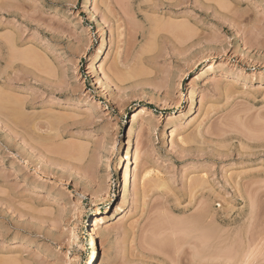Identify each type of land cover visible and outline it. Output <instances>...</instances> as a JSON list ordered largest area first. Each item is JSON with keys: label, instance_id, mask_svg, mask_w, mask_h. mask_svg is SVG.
Returning <instances> with one entry per match:
<instances>
[{"label": "rangeland", "instance_id": "374dc122", "mask_svg": "<svg viewBox=\"0 0 264 264\" xmlns=\"http://www.w3.org/2000/svg\"><path fill=\"white\" fill-rule=\"evenodd\" d=\"M84 3L0 0V264H264V0Z\"/></svg>", "mask_w": 264, "mask_h": 264}, {"label": "bare ground", "instance_id": "6f19581e", "mask_svg": "<svg viewBox=\"0 0 264 264\" xmlns=\"http://www.w3.org/2000/svg\"><path fill=\"white\" fill-rule=\"evenodd\" d=\"M85 1V7L86 8H91V9H93L94 7H93V5H94V1L95 0H84ZM104 2H106V1H104ZM95 6V5H94ZM96 12H95V11ZM93 11L96 13L94 16L95 17H97V16H99L98 15V12L97 11H99V10H96V7L93 9ZM99 14H100V12H99ZM101 15V14H100ZM93 16V17H94ZM94 17V19H96ZM103 18H101V20H102ZM98 21V20H97ZM102 22H103V20H102ZM181 26V25H180ZM179 26V27H180ZM176 27V26H175ZM179 27H177V28H179ZM106 30V29H105ZM104 30V31H105ZM103 33H105V32H103ZM107 36V35H106ZM106 36L105 35H103V38L101 39V42L99 43V45L97 46V48L94 50V52H93V54H92V63H94V72H96V74H100L101 72L100 71H102V69H101V59H102V55H103V53L105 52V48H106V42H107V40H108V38H106ZM5 38H7L8 39V37H5ZM10 40H11V37L9 38ZM14 38H12V40H13ZM8 41V40H7ZM14 41V40H13ZM12 41V42H13ZM10 44H11V41L9 42ZM108 43V42H107ZM15 43L13 42V45H14ZM12 45V44H11ZM16 46V45H15ZM20 52V51H19ZM18 53V52H17ZM22 55V54H21ZM215 67V65L213 64L212 66H210V68L212 69V68H214ZM103 73V72H102ZM100 75H102V74H100ZM104 75V78L105 79H108V75L106 76V73L105 74H103ZM198 76V74L197 73H195V75L193 76V79H192V81L195 79V78H198L197 77ZM103 77V76H102ZM5 98V97H4ZM7 100H8V98H6ZM3 101V100H2ZM4 103L3 104H1L2 106L5 104V105H7L8 103H5V100L3 101ZM8 102V101H7ZM2 103V102H1ZM8 107V106H7ZM196 105H195V102L193 101L191 104H190V107L187 109L188 110V113L189 114H194L195 113V111H196ZM22 110V109H21ZM19 111V113L20 114H22L21 112L23 111ZM28 113V111L25 113V112H23V114H25L24 116L25 117H23V115H22V117L24 118V120H26L25 118L29 115V113ZM26 114H27V116H26ZM28 120H29V117L27 118ZM27 121V120H26ZM27 122H25V124H26ZM27 126V125H26ZM29 126V125H28ZM27 126V127H28ZM26 128V127H25ZM30 128H28L27 130H29ZM54 129V128H53ZM168 131V130H167ZM166 130L164 131V137H165V139H166V137H167V135H168V132H167ZM28 132V131H27ZM31 132V131H30ZM133 132V131H132ZM54 135H57V133L56 134H54ZM40 136V135H39ZM55 137H57V136H55ZM41 138V136L38 138V139H40ZM42 140V139H41ZM131 143L132 142H130V145L128 146V148H127V150H126V152H125V154L123 155V159H122V161H123V166H125V170H124V175H123V182H122V184H121V186H122V190H123V193H124V195H127V194H129L130 192H131V187H132V181H133V179H135V177L137 176V173H138V165H137V163H136V161H135V159L133 160V158H134V155H133V147H132V145H131ZM134 145V144H133ZM124 169V168H123ZM101 211H100V209H96V213H95V215L92 217V219H91V221H92V228L90 229V234L91 235H94L95 233H96V227L99 225V223L101 222V217H100V215H101ZM201 216V215H200ZM205 216L203 215V217H202V220H203V218H204ZM198 219H200L199 217H197V221H199ZM195 221V219L193 220V222ZM204 221V220H203ZM192 222V223H193ZM202 221L200 220V223H201ZM182 223H184V222H182ZM181 223V224H182ZM195 223L196 222H194V224L193 225H195ZM203 223V222H202ZM180 224V223H179ZM178 224V225H179ZM197 224L199 225V222H197ZM187 225V224H186ZM179 226H181V225H179ZM183 226V225H182ZM201 226V225H200ZM204 226V225H203ZM202 226V227H203ZM184 227V226H183ZM188 227V226H187ZM192 227V226H191ZM198 226H195V229L197 230V229H199V228H197ZM201 227V228H202ZM193 228H194V226H193ZM200 228V229H201ZM204 228V230H205V226L203 227ZM202 228V229H203ZM212 227H210L209 229V231H208V233L211 231L212 233H213V231L212 230H214V229H211ZM204 230H203V232H204ZM199 231H201V230H199ZM210 232V234H209V236L212 234ZM217 232H216V230L214 231V237L216 236L215 234H216ZM204 234H206V233H204ZM217 235H219V234H217ZM95 236V235H94ZM91 237V236H90ZM208 237V236H207ZM220 237V236H219ZM93 238V237H92ZM221 238V237H220ZM212 239V238H211ZM222 239H224V238H222ZM244 242H245V240H244ZM243 243V242H242ZM246 243V242H245ZM244 243V246L243 247H245L246 248V246L249 244L248 242V244L246 245ZM254 243V242H253ZM95 244H96V241H95V239L93 238L92 239V245L94 246V250H93V252L91 253V256H90V264H97V254H96V247H95ZM252 244V243H251ZM242 245V244H241ZM264 245V244H263ZM262 245V246H263ZM260 247V246H259ZM247 250L246 249H244V248H242V250H246L245 252L243 251V252H241L242 254L243 253H245L246 255H242L243 256V259H242V256L240 257V261H236V264L238 263H241L242 261H241V259L243 260V263L242 264H249V262H250V260H251V258L256 254L257 255V251H258V249L259 248H257V247H255V246H252V245H248L247 246ZM241 250V251H242ZM262 249H260V251H261ZM245 256V257H244ZM255 257V256H254ZM257 257V256H256ZM254 259V258H253ZM252 261V260H251Z\"/></svg>", "mask_w": 264, "mask_h": 264}]
</instances>
